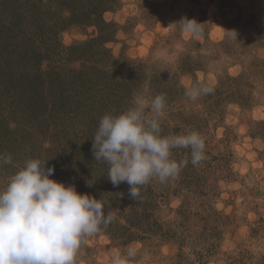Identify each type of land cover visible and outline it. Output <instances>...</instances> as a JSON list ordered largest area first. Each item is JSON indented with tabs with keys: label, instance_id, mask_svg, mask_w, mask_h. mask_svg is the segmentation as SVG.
Segmentation results:
<instances>
[{
	"label": "rangeland",
	"instance_id": "obj_1",
	"mask_svg": "<svg viewBox=\"0 0 264 264\" xmlns=\"http://www.w3.org/2000/svg\"><path fill=\"white\" fill-rule=\"evenodd\" d=\"M62 1L53 0L56 13L40 19L31 12L12 19L0 7V153L12 157L0 165V186L26 160L49 158L54 179L97 198L103 193L115 219L86 238L76 264H110L128 245L138 249L135 264H264V0H117L104 13L112 24L105 46L116 58L103 59L105 67L139 72L127 100H110L107 113L126 110L134 94H164L163 134L196 130L206 140V159L196 166L189 149H173L172 158L188 159L187 166L165 184L143 186L134 203L105 192L99 177L107 164L94 160L93 138L77 135L76 119L52 118L49 105L50 114L35 118L22 109L17 85L39 92V67L46 72L56 60L49 50L99 36L96 25L53 28ZM182 18L196 19L202 31H183ZM76 59L78 68L90 57ZM199 81L214 92L192 101L185 89ZM35 100L29 105L42 98Z\"/></svg>",
	"mask_w": 264,
	"mask_h": 264
},
{
	"label": "clouds",
	"instance_id": "obj_2",
	"mask_svg": "<svg viewBox=\"0 0 264 264\" xmlns=\"http://www.w3.org/2000/svg\"><path fill=\"white\" fill-rule=\"evenodd\" d=\"M180 22L185 32L202 31L194 18ZM229 34L237 38L235 30ZM213 92L214 87L203 81L185 89L192 101ZM166 107L164 94L151 99L134 94L126 110L103 115L92 136L94 160L108 165L107 178L113 186L129 185L128 195L134 201L141 197L143 186L153 180L165 184L187 166L188 159L172 158L173 149H189L193 166L206 159V140L200 132L163 134ZM48 159L26 160L0 186V264H76L86 238L115 219L103 193L97 198L54 179ZM4 164H12V157L0 153V165ZM137 256L138 249L128 245L114 252L110 264H135Z\"/></svg>",
	"mask_w": 264,
	"mask_h": 264
},
{
	"label": "trees",
	"instance_id": "obj_3",
	"mask_svg": "<svg viewBox=\"0 0 264 264\" xmlns=\"http://www.w3.org/2000/svg\"><path fill=\"white\" fill-rule=\"evenodd\" d=\"M29 0H0V7L6 8L7 13H10V18L16 15L26 16L29 12L37 13V18L40 19L44 13L52 14L56 11L51 6L53 0H34L35 8H28ZM117 0H65L60 2L62 10L57 16V23L53 28L57 31L64 29L67 25L83 24L96 25L99 29V36L84 42H76L73 45L66 46L65 49H59L58 53L49 50L51 54L56 56L55 62L51 61L48 71H43L39 67L34 81H38L40 88L39 92L31 91L25 87L27 82L22 81L16 86L20 93V100L23 111H28L32 114L49 113L47 105L54 109L52 118L77 120V135L82 138L92 139L100 119L107 113V106L111 104L110 100L126 101L128 94L134 88V79L139 75L134 69H130L125 74H118L116 70H109L105 67L103 59L108 62H114L116 58L106 48L105 42L110 38L112 33L111 23L104 18V13L115 4ZM15 7L12 9V5ZM2 5V6H1ZM17 8H20L16 10ZM4 10V9H3ZM59 11V10H58ZM52 18V17H51ZM8 23L6 22V25ZM59 24V28L57 26ZM62 25V26H60ZM4 26V24H3ZM2 26V27H3ZM55 30V33H58ZM111 30V32H109ZM53 33V34H55ZM53 41V40H52ZM66 50V51H65ZM68 51L72 53H68ZM80 52L88 58L83 61L81 67L72 66L77 57L73 53ZM79 59V58H78ZM71 66L67 68V65ZM66 65V66H65ZM118 78V79H117ZM26 83V84H25ZM35 88V87H34ZM41 90V91H40ZM42 100H41V98ZM18 99V98H17ZM36 99L35 102L40 104H31L29 101ZM46 102V104H45ZM42 110H45L42 112ZM20 111L22 112L21 108ZM65 121V120H64ZM50 124H48L49 126ZM37 126V124L35 125ZM32 125L29 135L32 134L36 127ZM76 130V129H74ZM91 141V140H89ZM93 143V141H92ZM77 145V144H74ZM75 148V146H74ZM99 180L105 185L107 194L115 195L119 192L123 197L134 203L128 195L129 185L121 183L118 186H113L107 178L108 165L101 166ZM138 201L135 200V202Z\"/></svg>",
	"mask_w": 264,
	"mask_h": 264
}]
</instances>
